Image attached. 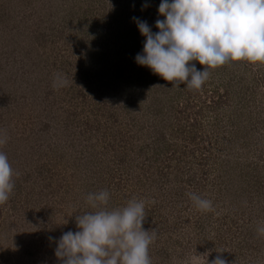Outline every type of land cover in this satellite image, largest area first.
<instances>
[{
  "label": "rangeland",
  "instance_id": "rangeland-1",
  "mask_svg": "<svg viewBox=\"0 0 264 264\" xmlns=\"http://www.w3.org/2000/svg\"><path fill=\"white\" fill-rule=\"evenodd\" d=\"M160 3L0 0V151L14 183L0 264H60L55 241L105 189L109 210L145 201L152 264L205 252L209 264H264V66L234 62L198 90L173 87L135 62L145 38L133 17L157 32Z\"/></svg>",
  "mask_w": 264,
  "mask_h": 264
},
{
  "label": "clouds",
  "instance_id": "clouds-1",
  "mask_svg": "<svg viewBox=\"0 0 264 264\" xmlns=\"http://www.w3.org/2000/svg\"><path fill=\"white\" fill-rule=\"evenodd\" d=\"M158 13L163 19L155 22L157 32L133 17L145 38L135 62L173 87L184 84L189 90H198L212 70L234 62L264 66V0H161ZM66 84L67 79L56 74L53 87ZM6 142L7 136L0 138V146ZM12 177L8 157L0 151V204L9 200ZM187 195L198 210H213L210 199ZM109 199L106 189L88 194L86 203L95 211L76 215L77 231L64 232L55 241L60 264H152L149 247L157 232L143 228L145 201L133 198L126 206L109 210ZM257 233L264 237V226H258ZM209 255L195 253L188 264H209ZM210 264L229 262L217 255Z\"/></svg>",
  "mask_w": 264,
  "mask_h": 264
}]
</instances>
